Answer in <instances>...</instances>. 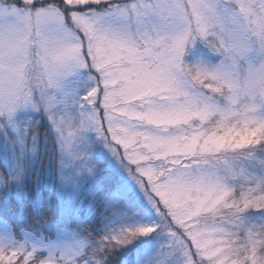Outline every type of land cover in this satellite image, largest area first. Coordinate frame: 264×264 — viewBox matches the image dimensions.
<instances>
[{
  "label": "snow or ice",
  "instance_id": "6c2138e0",
  "mask_svg": "<svg viewBox=\"0 0 264 264\" xmlns=\"http://www.w3.org/2000/svg\"><path fill=\"white\" fill-rule=\"evenodd\" d=\"M23 110L61 152L95 133L143 201L60 246L0 212V264H112L142 237L135 264H264V0H0V127Z\"/></svg>",
  "mask_w": 264,
  "mask_h": 264
},
{
  "label": "rangeland",
  "instance_id": "374dc122",
  "mask_svg": "<svg viewBox=\"0 0 264 264\" xmlns=\"http://www.w3.org/2000/svg\"><path fill=\"white\" fill-rule=\"evenodd\" d=\"M39 141L45 144L51 142V146L44 147L49 151L46 156V151L40 156L41 159L46 158L45 166L36 164ZM0 147L3 152L0 158V177L4 172L3 178L8 180L10 190L17 198L27 197L25 190L28 183L23 180L30 167L32 175H36V185L47 186L39 194L41 198H48L50 193L56 198V216L36 220L33 224L40 233L39 242L42 245L45 241L53 246L72 243L83 234V230L91 233L92 237L103 235L105 228L118 223L121 217L125 222L139 219L137 214L143 201L142 193L95 133H85L82 139H75L67 151L61 152L54 143L47 118L23 110L11 123L0 127ZM36 166L38 170L35 172ZM113 176H118L126 188L136 194L135 204L113 195L117 192ZM84 209L86 219L82 218L81 211ZM15 213L10 211L7 214L12 216ZM98 216L101 217L99 224L94 226ZM259 217L260 213L253 212L250 222L258 223ZM141 240L133 241L136 246L132 249L128 247L133 243L126 248L113 250L109 259L119 254L120 258L123 257L120 264H135ZM130 251L132 260L124 257H128Z\"/></svg>",
  "mask_w": 264,
  "mask_h": 264
},
{
  "label": "trees",
  "instance_id": "16d2710c",
  "mask_svg": "<svg viewBox=\"0 0 264 264\" xmlns=\"http://www.w3.org/2000/svg\"><path fill=\"white\" fill-rule=\"evenodd\" d=\"M39 143V144H38ZM37 143V160L36 164H41V166H45L46 160L41 159V154L44 151L43 144L41 141ZM35 145V143H34ZM43 148V149H42ZM3 152L0 147V158L2 156ZM43 160V161H42ZM1 163V162H0ZM38 167H35V172L38 170ZM4 172H2L1 177L4 176ZM36 175H32L31 173V167L30 169L26 172L24 182L28 183V186L26 185V190H25V195L27 196L26 198L24 197L23 199L17 198L12 191L10 190V187L7 183V179H4L6 182L5 184L0 183V212H17L18 210H22L26 216L29 218L30 222L32 224L35 223L36 220L44 219V218H52L56 216V210H57V205H56V198L55 196L50 193L48 198H41L39 194H41L44 190H46L45 185L43 186H37L36 185ZM30 180V181H29ZM36 185L35 187H33ZM83 214V219H86V209L84 211H81ZM101 217H97L94 223V226L98 223V220ZM87 226V225H86ZM136 245L133 243L130 245L128 248H134ZM130 255L128 257L124 256L125 258H131L132 257V252L130 251ZM123 257L120 258L119 254L115 258H111L110 260L112 261V264H120L122 261ZM132 260V259H130Z\"/></svg>",
  "mask_w": 264,
  "mask_h": 264
}]
</instances>
